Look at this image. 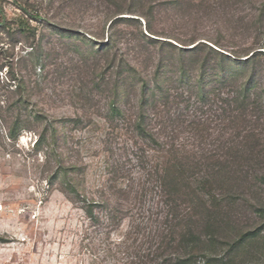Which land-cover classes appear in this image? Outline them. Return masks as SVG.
<instances>
[{
    "label": "rangeland",
    "instance_id": "374dc122",
    "mask_svg": "<svg viewBox=\"0 0 264 264\" xmlns=\"http://www.w3.org/2000/svg\"><path fill=\"white\" fill-rule=\"evenodd\" d=\"M21 1L98 42L107 40L113 20L121 18L115 27L121 57L142 61L143 75L153 74L159 56L152 46L140 48L142 31L184 48L191 45L171 37L200 35L210 44L208 39H220L227 53L254 41L264 45V23L255 22L263 0H209L203 12L171 0ZM116 8L122 12L115 15ZM22 16L14 0H0V23ZM148 21L156 34L147 30ZM31 24L38 28L35 40L13 36L0 24V264H143L171 215L191 212L179 200L174 205L161 186L162 144L133 131L136 98L130 85L121 91L123 113L112 114L114 73L105 58L89 54L84 41L60 36L54 26ZM36 41L42 44L37 65L30 55ZM149 52L154 57L148 61ZM168 63L162 97L147 118L155 138L176 137L187 151L198 144L195 137H203L204 149L197 148L217 154L227 138L246 134L227 119L237 113L234 104L222 102L232 88L200 101L190 83H179L174 59ZM18 114L23 128L12 138L8 129ZM257 115L248 125L264 139V114ZM237 211L243 219L253 215L250 208Z\"/></svg>",
    "mask_w": 264,
    "mask_h": 264
},
{
    "label": "trees",
    "instance_id": "16d2710c",
    "mask_svg": "<svg viewBox=\"0 0 264 264\" xmlns=\"http://www.w3.org/2000/svg\"><path fill=\"white\" fill-rule=\"evenodd\" d=\"M14 1L23 16L10 23L4 17L0 24L9 34H27V38L35 40L38 28L31 24L33 20L54 26L60 36L67 35L87 43L89 54L105 58L111 64L114 73L110 80L114 95L112 114L123 113L119 102L126 93L121 91L130 85L136 98L133 131L144 140L162 144L164 158L160 163L161 186L174 205L177 206L179 200L187 204L191 212L186 217L171 215V225H168L167 232L157 235L158 244L154 248L150 247L143 264H263L264 139L255 132L254 125L248 123L254 122L253 119L259 117L257 114H264V50L260 49L264 45L256 47L258 43L254 41L250 46L232 48L227 53L220 39H208L213 43L210 44L201 41L203 37L200 35L186 39L170 36L181 45H191L184 48L167 40L147 36L142 31L144 41H139L140 48L149 51V46H152L158 50L159 56L153 74L143 75L138 69L142 61L121 57L124 53L118 47L120 33L115 28L123 21L121 18L113 20L111 28L115 30L107 40L98 42L63 29L49 17L44 18L29 1ZM171 3L177 7L186 5L188 9L194 7L197 12H203V8L210 6L209 0H171ZM258 10V20L255 19V22L263 24L264 0L260 2ZM121 12L116 8L114 13ZM147 30L156 34L150 21ZM97 37L101 38L99 35ZM38 43L31 44L30 55H33L35 65L41 61L42 44ZM153 57L150 53L147 60ZM173 59L179 83H190L200 101L205 102L210 95L218 97L217 90L225 86L232 88L233 95L222 102L234 104L237 113L228 115L227 119L233 124V129L244 130L246 134L241 135L238 131L234 137L227 138L221 145L222 153L203 150V137H195L194 143H198L195 149L186 151V144L178 142L176 137L165 136L160 142L149 129V111L156 108L162 97L160 92L168 79V72L164 69ZM21 83H24L23 78ZM21 121V115L18 114L13 127L8 129L9 137L19 135L23 128L18 124ZM199 127L200 124H197L196 131H201ZM197 147L203 149L200 151ZM239 206L250 208L253 215L243 219L237 211Z\"/></svg>",
    "mask_w": 264,
    "mask_h": 264
}]
</instances>
